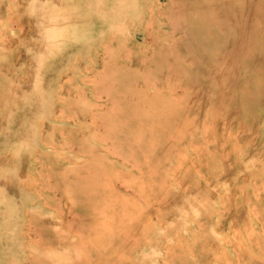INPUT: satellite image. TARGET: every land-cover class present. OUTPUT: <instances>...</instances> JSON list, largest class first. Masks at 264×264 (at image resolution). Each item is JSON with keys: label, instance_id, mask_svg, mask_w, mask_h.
Wrapping results in <instances>:
<instances>
[{"label": "rangeland", "instance_id": "rangeland-1", "mask_svg": "<svg viewBox=\"0 0 264 264\" xmlns=\"http://www.w3.org/2000/svg\"><path fill=\"white\" fill-rule=\"evenodd\" d=\"M0 4V264H221L222 258L238 259L239 251L244 253L239 264H264V0H0ZM153 50L159 54L151 64ZM142 58L147 59L148 70ZM155 79L165 90L159 99L150 85ZM107 89L124 114L133 117L128 122L124 116L116 119L134 131L141 125L146 128L134 151L136 158L121 160L101 151L103 145L96 138L104 134L99 116H109L112 106L105 101ZM153 137L158 140L154 149L148 142ZM90 148L105 170L123 173L120 176L130 181L133 175V189L108 183L104 169L95 168L92 158L81 154ZM133 160L144 165L143 174L131 167Z\"/></svg>", "mask_w": 264, "mask_h": 264}, {"label": "bare ground", "instance_id": "bare-ground-1", "mask_svg": "<svg viewBox=\"0 0 264 264\" xmlns=\"http://www.w3.org/2000/svg\"><path fill=\"white\" fill-rule=\"evenodd\" d=\"M167 1V0H166ZM191 1V0H190ZM202 1V0H201ZM253 1V0H252ZM22 2H23V0H22ZM195 2V1H194ZM198 2V1H197ZM157 3V2H156ZM166 4V3H165ZM168 4V3H167ZM201 4V3H200ZM207 4V3H206ZM205 4V5H206ZM1 5V4H0ZM17 5V4H16ZM21 5H23L22 3H21ZM20 5V6H21ZM154 5V4H153ZM160 5V4H159ZM199 5V4H198ZM164 6H166V5H164ZM194 6V5H193ZM192 6V7H193ZM258 6V5H257ZM155 7V6H154ZM191 7V8H192ZM204 7V6H203ZM152 8V7H151ZM194 8V7H193ZM20 9V8H19ZM194 9H196V7L194 8ZM204 9V8H203ZM214 9V8H213ZM189 10H190V8H189ZM199 9H197L196 11H198ZM250 10V9H249ZM22 11V10H21ZM20 11V12H21ZM185 11V10H184ZM202 11V10H201ZM208 11V10H207ZM221 11V10H220ZM226 11V10H225ZM175 12V11H174ZM16 13H18V12H16ZM95 13V12H94ZM207 13H209V12H206V13H204V15L206 14L207 15ZM124 14V13H123ZM169 14V13H168ZM167 14V15H168ZM220 14V13H219ZM125 15V14H124ZM153 15V14H152ZM213 15V14H212ZM222 15V14H221ZM220 15V16H221ZM157 16V15H156ZM161 16V15H160ZM180 16V15H179ZM236 16V15H235ZM252 16H253V14H252ZM15 18H16V14H15V16H14ZM127 17V16H126ZM140 17H141V14H140ZM207 18H208V16H206ZM211 17V16H210ZM255 17V16H254ZM23 18V17H22ZM190 18V17H189ZM189 18H188V20H189ZM206 18V19H207ZM227 18V17H226ZM225 18V19H226ZM248 18V17H247ZM26 19V18H25ZM31 19V18H30ZM148 19V18H147ZM172 19V18H171ZM190 19H192V18H190ZM194 19V18H193ZM192 19V20H193ZM222 19V18H221ZM220 19V20H221ZM224 19V20H225ZM237 19V18H236ZM15 20V19H14ZM18 20V19H17ZM29 20V19H28ZM27 20V21H28ZM32 20V19H31ZM31 20H29V21H31ZM194 20H196V17H195V19ZM214 20H215V18H214ZM223 20V19H222ZM227 20V19H226ZM247 20V19H246ZM10 21V20H9ZM148 21V20H147ZM154 21V20H153ZM211 21V20H210ZM250 21V20H249ZM21 22V21H20ZM150 22H151V20H150ZM161 22V21H160ZM187 22V21H186ZM190 22H192V21H190ZM189 22V24H191L192 25V23H190ZM204 22V21H203ZM215 22V21H214ZM220 22V21H219ZM223 22V21H222ZM152 23V22H151ZM165 23V22H164ZM18 24V23H17ZM17 24H16V26H17ZM20 24V23H19ZM188 24V23H187ZM189 24H188V26H189ZM204 24V23H203ZM215 24V23H214ZM218 24V23H217ZM246 24V23H245ZM249 24V23H248ZM247 25V24H246ZM113 26V25H112ZM145 26V25H144ZM157 26V25H156ZM173 26H174V23H173ZM181 26V25H180ZM187 26V25H186ZM198 26V25H197ZM219 26V25H218ZM224 26H225V24H224ZM230 26V25H229ZM13 27V26H12ZM32 27V26H31ZM137 27V26H136ZM150 27V26H149ZM182 27V26H181ZM216 27V26H215ZM227 27V26H226ZM231 27H232V25H231ZM17 28H19V27H17ZM193 28V27H192ZM218 28V27H217ZM229 28V27H228ZM233 28H235V27H233ZM244 28V27H243ZM248 28H250L249 27V25H248ZM21 29V28H20ZM35 29V28H34ZM189 29V28H188ZM194 29V28H193ZM202 29V28H201ZM252 29V28H251ZM250 29V30H251ZM150 30V29H149ZM170 30H172V29H170ZM245 30H247L246 29V27H245ZM31 31V30H30ZM132 31V30H131ZM186 31V30H185ZM188 31H190V30H188ZM218 31V30H217ZM221 31V30H220ZM23 32V31H22ZM25 32V31H24ZM150 32V31H149ZM163 32H165V31H163ZM178 32V31H177ZM181 32H183V30L181 31ZM180 32V33H181ZM197 32V31H196ZM195 32V33H196ZM205 32V31H204ZM248 32V31H247ZM262 32V31H261ZM2 33V32H1ZM146 33V32H145ZM144 33V34H145ZM188 33V32H187ZM216 33V32H215ZM249 33H250V31H249ZM109 34V33H108ZM124 34V33H123ZM122 34V36H124ZM147 34V33H146ZM166 34V33H165ZM170 33H168V35H169ZM189 34V33H188ZM194 34V33H193ZM198 34V33H197ZM197 34H195V35H197ZM112 35H114V34H112ZM126 35V34H125ZM139 35V34H138ZM156 35V34H155ZM167 35V34H166ZM171 35V34H170ZM176 35V34H175ZM179 35V34H178ZM245 35V34H244ZM6 36V35H5ZM27 36V35H26ZM118 36V35H117ZM184 36H186V35H184ZM199 36V35H198ZM254 36V35H253ZM264 36V35H263ZM0 37H1V35H0ZM8 37V36H7ZM127 37V36H126ZM168 37V36H167ZM187 37H189L188 35H187ZM195 37V36H194ZM201 37H203V36H201ZM128 38V37H127ZM164 38V37H163ZM179 38H181V37H179ZM196 38H197V36H196ZM196 38H195V40H196ZM7 39V38H6ZM155 39V38H154ZM171 39V38H170ZM190 39H192V38H190ZM189 39V40H190ZM251 39V38H250ZM20 40V39H19ZM114 40H115V38H114ZM119 40H121V39H119ZM180 40V39H179ZM182 40V39H181ZM180 40V41H181ZM184 40V39H183ZM203 40V39H202ZM22 41V40H21ZM111 41H113V40H111ZM127 41V40H126ZM137 41V40H136ZM173 41H174V39H173ZM192 41V40H191ZM247 41V40H246ZM250 41V40H249ZM27 42V41H26ZM122 42V41H121ZM196 42V41H195ZM195 42H193V43H195ZM199 42V41H198ZM13 43V42H12ZM23 43V42H22ZM30 43V42H29ZM186 43V42H185ZM238 43H239V41H238ZM251 43V42H250ZM115 44L117 45V43H116V41H115ZM156 44V43H155ZM158 44V43H157ZM168 44V43H167ZM197 44V43H196ZM14 45V44H13ZM16 45H17V42H16ZM150 45V44H149ZM164 45V44H163ZM176 45V44H175ZM235 45H236V43H235ZM133 46V45H132ZM141 46V45H140ZM165 46V45H164ZM163 46V47H164ZM194 47H195V45H193ZM238 46V45H237ZM242 46H243V43H242ZM245 46H247V45H245ZM249 46V45H248ZM258 46V45H257ZM260 46V45H259ZM5 47V46H4ZM8 47V46H7ZM122 47H124V46H122ZM131 47V46H130ZM156 47V46H155ZM158 47H161V45H159ZM162 47V48H163ZM171 47H172V45H171ZM235 47V46H234ZM3 48V47H2ZM9 48V47H8ZM15 48V47H14ZM133 48V47H132ZM145 48V47H144ZM152 48V47H151ZM207 48V47H206ZM107 49V48H106ZM126 50H127V48H125ZM139 49V48H138ZM237 49V48H236ZM102 50V49H101ZM123 50V49H122ZM135 50H137V49H135ZM143 50V49H142ZM146 50H147V48H146ZM155 50V49H154ZM151 51V64H152V62H153V60L155 59V57H156V55H158L157 54V52H155V51ZM174 50V49H173ZM207 50V49H206ZM211 50V49H210ZM213 50V49H212ZM211 50V51H212ZM4 51V50H3ZM20 51V50H19ZM104 51H106V50H103V52ZM166 51V50H165ZM239 51V50H238ZM93 52H95V51H93ZM122 52V51H121ZM143 52V51H142ZM159 52V51H158ZM167 52V51H166ZM171 52V51H170ZM176 52V51H175ZM243 52V51H242ZM111 53V52H110ZM136 53H137V51H136ZM214 53H215V51H214ZM231 53V52H230ZM114 54V53H113ZM116 54V53H115ZM131 54V53H130ZM145 54V53H144ZM149 54H150V52H149ZM173 54V53H172ZM233 54H234V52H233ZM99 55V54H98ZM112 55V54H111ZM191 55V54H190ZM197 55V54H196ZM243 55V54H242ZM173 56H174V54H173ZM173 56H171V58H173ZM177 56H178V54H177ZM182 56V55H181ZM208 56V55H207ZM223 56V55H222ZM235 56V55H234ZM23 57H24V55H23ZM27 57V56H26ZM132 57V56H131ZM130 57V58H131ZM135 57H137V56H135ZM175 57V56H174ZM189 58H190V56H188ZM187 57V58H188ZM198 57V56H197ZM209 57V56H208ZM119 58V57H118ZM121 58V57H120ZM129 58V59H130ZM134 58V57H133ZM171 58L170 59H168V60H171ZM186 58V59H187ZM87 59V58H86ZM91 58H89V60H90ZM98 59V58H97ZM128 59V60H129ZM217 59V58H216ZM104 60V59H103ZM112 60V59H111ZM119 60V59H118ZM131 60V59H130ZM134 60V59H133ZM179 60H181V59H179ZM116 61V60H115ZM127 61V60H126ZM126 61H125V63H126ZM134 61H136V60H134ZM140 61L141 62H144V64H143V66H145V64L148 62L147 61V59H145V58H142V59H140ZM173 61V60H172ZM183 61V60H182ZM196 61H197V59H196ZM26 62V61H25ZM73 62V61H72ZM79 62V61H78ZM191 62V61H190ZM218 62V61H217ZM225 62V61H224ZM111 63H113L112 61H111ZM131 63V62H130ZM150 63V62H149ZM148 63V64H149ZM79 64V63H78ZM114 64V63H113ZM129 64V63H128ZM147 64V65H148ZM169 64H170V62H169ZM188 64V63H187ZM192 64V63H191ZM215 64H216V62H215ZM208 65V64H207ZM210 65V64H209ZM223 65V64H222ZM228 65V64H227ZM102 66V65H101ZM105 66V65H104ZM115 64H114V66H113V68L115 69ZM142 66V65H141ZM2 67V66H1ZM123 67H125V66H123ZM146 67V66H145ZM149 67V66H148ZM148 67H146V69L148 68ZM169 67V66H168ZM183 67V66H182ZM222 67V66H221ZM158 69H159V67H157ZM164 68H165V66H164ZM69 69V68H68ZM86 69V68H85ZM93 69V68H92ZM91 69V70H92ZM100 69V68H99ZM106 69H108V68H106ZM126 69H128V68H126ZM125 69V70H126ZM158 69H155V70H157L158 71ZM166 69H167V66H166ZM192 69H193V67H192ZM210 69V68H209ZM88 70V69H87ZM122 70V69H121ZM130 70V69H129ZM148 70V69H147ZM149 70H150V68H149ZM161 70V69H160ZM108 71H110L109 69H108ZM107 71V72H108ZM135 71V70H134ZM133 71V72H134ZM151 71V70H150ZM156 71V73H158ZM124 72V71H123ZM140 72V71H139ZM164 72V71H163ZM97 73V72H96ZM102 73V72H101ZM136 73V72H135ZM135 73H133V74H135ZM138 73V72H137ZM173 73V72H172ZM1 74V73H0ZM9 74V73H8ZM88 74V73H87ZM113 74V73H112ZM124 74V73H123ZM123 74H122V77H124L123 76ZM141 74V73H140ZM144 74V73H143ZM164 74H166V73H164ZM117 75V74H116ZM150 75H152V74H150ZM192 75H194V73L192 74ZM23 76V75H22ZM88 76V75H87ZM149 76V75H148ZM162 76V75H161ZM165 76V75H164ZM169 76L170 75H168L167 74V77L169 78ZM94 77H95V75H94ZM105 77V76H104ZM138 77V76H137ZM145 77V76H144ZM172 77H175V76H172ZM182 77V76H181ZM24 78V77H23ZM89 78V77H88ZM176 78V77H175ZM194 78V77H193ZM204 78V77H203ZM76 79V78H75ZM80 79V78H79ZM96 79H98V78H96ZM136 78H134V80H135ZM146 79V78H145ZM150 79H151V77H150ZM153 79V78H152ZM167 79V78H166ZM171 79V78H170ZM65 80V79H64ZM69 80V79H68ZM89 80V79H88ZM87 80V81H88ZM147 80V79H146ZM193 80V79H192ZM21 81V80H20ZM62 81V80H61ZM75 81V80H74ZM131 81H133V80H131ZM137 81V80H136ZM208 81V80H207ZM89 82H90V80H89ZM143 82H144V80H143ZM148 82H150L149 80H148ZM168 82V81H167ZM72 83V82H71ZM84 83V82H83ZM136 83V82H135ZM146 83H147V81H146ZM166 83V82H165ZM169 83V82H168ZM185 83V82H184ZM59 84V83H58ZM145 84V83H144ZM150 84V83H149ZM149 84H148V86H149ZM161 84V83H160ZM179 84V83H178ZM181 84H182V82H181ZM202 84H204V83H202ZM92 85V84H91ZM104 85H107V84H104ZM134 85V84H133ZM151 86H153L154 88H155V90H156V95H155V97L156 98H162V96H161V93H164V89L163 88H159L158 87V85H159V83H158V81L156 82V79L154 80V82H153V80H152V83L150 84ZM183 85V84H182ZM77 86V85H76ZM100 86H102V85H100ZM108 86V85H107ZM179 86V85H178ZM152 87V88H153ZM161 87V86H160ZM171 87V86H170ZM195 87V86H194ZM103 88H104V86H102V89H101V87H100V89L102 90V92H103ZM137 88V87H136ZM135 88V89H136ZM180 88V87H179ZM74 89V88H73ZM110 89H111V87H110ZM162 89L164 90L163 92H162ZM180 89H182V88H180ZM195 89V88H194ZM78 90V89H77ZM79 90H80V88H79ZM82 90V89H81ZM101 90H99V91H95V92H101ZM143 90V89H142ZM168 90H170V88L168 87ZM183 90V89H182ZM138 91V90H137ZM173 91V90H172ZM19 92V91H18ZM83 92V91H82ZM94 92V93H95ZM136 92V91H135ZM144 92V91H143ZM145 92H147L146 90H145ZM167 93V92H166ZM184 92H182V94H183ZM78 94V93H77ZM103 94H105V101H109V103H111L112 104V106H111V108H110V110H109V108H108V110H109V112H110V115L109 116H104V117H102V115H101V117L99 116V118L100 119H102L101 120V123H102V127H103V130H104V132L101 130V128H99L104 134L103 135H101L100 137H96L97 138V140L103 145L102 147H101V151L102 152H104V154H106V155H109V156H112V157H114V158H117V159H121V160H125V159H127L128 157L129 158H136V156H138L137 154H136V156H134V151H136V147L138 146H141V139H142V137H144V134L146 135L147 133H146V128H145V126L144 127H142V125L141 126H139L138 128H137V130L136 131H134V129H132L130 126H128L127 125V127H125V124H124V122H123V119H122V121L121 120H119V119H116L118 116L119 117H123L124 116V118H125V121L126 122H128L129 120H131V119H133V117L132 116H129V115H126V114H124V111H123V108L122 107H119V104L117 103V101H118V99H117V101H116V98L111 94V92H110V90H105L104 91V93ZM186 94V93H185ZM5 95V94H4ZM3 95V96H4ZM58 95V94H57ZM81 95V94H80ZM84 95V94H83ZM94 95V94H93ZM98 95H99V93H98ZM135 95H136V93H135ZM138 95V94H137ZM172 95V94H171ZM194 96L196 95V94H193ZM202 95V94H201ZM9 96H10V94H9ZM8 96V97H9ZM67 96V95H66ZM152 96V95H151ZM8 97H7V99H8ZM103 97V98H104ZM141 97H143L142 95H141ZM148 97H150V96H148ZM168 97V96H167ZM172 97H173V95H172ZM186 97V96H185ZM68 98V97H67ZM138 98V97H137ZM175 98V97H174ZM173 98V99H174ZM64 99V98H63ZM71 99V98H70ZM139 99V98H138ZM148 99V98H147ZM165 99V98H164ZM179 99H181V98H179ZM186 99V98H185ZM66 100V99H65ZM140 100H142V99H140ZM157 100V99H156ZM72 101V100H71ZM150 102H151V99L149 100ZM148 101V102H149ZM157 101H159V100H157ZM187 101V100H186ZM53 102H55V101H53ZM77 102V101H76ZM97 102V101H96ZM155 102V101H154ZM161 102H162V100H161ZM169 102V101H168ZM65 103V102H64ZM105 103V102H104ZM103 103V104H104ZM145 103V102H144ZM171 103H172V101H171ZM177 103V102H176ZM147 104V103H146ZM161 105H162V103H160ZM167 103H165V105H166ZM69 105V104H68ZM91 105V104H90ZM95 105V102H94V104H93V106ZM105 105V104H104ZM153 105V104H152ZM64 106V105H63ZM62 106V107H63ZM66 106V105H65ZM96 106H99V103H98V105H96ZM156 106V105H155ZM158 106V105H157ZM168 106V105H167ZM62 107H58V108H62ZM74 107V106H73ZM88 107H90L89 105H88ZM140 107V106H139ZM142 107V106H141ZM154 107V106H153ZM177 107V106H176ZM183 107H184V105H183ZM53 108V107H52ZM69 108V107H68ZM91 108V107H90ZM93 108V107H92ZM102 108V107H101ZM131 108V107H130ZM134 108H135V106H134ZM143 108V107H142ZM141 108V109H142ZM149 108V107H148ZM157 108V107H156ZM160 108V107H159ZM64 108H62L61 110H63ZM74 109V108H73ZM73 109H72V111H73ZM104 109V108H103ZM158 109V108H157ZM156 109V110H157ZM166 109V108H165ZM178 109V108H177ZM185 109H186V107H185ZM213 108H211V110H212ZM65 110V109H64ZM68 110V109H67ZM138 110V109H137ZM142 110H144V109H142ZM71 111V112H72ZM138 111H140V110H138ZM148 111H149V109H148ZM152 111V110H151ZM151 111H149V112H151ZM216 111H217V109H216ZM215 110H214V112H216ZM129 112H130V110H129ZM134 112H135V110H134ZM133 112V113H134ZM141 112V111H140ZM144 112V111H143ZM162 112V111H161ZM166 112V111H165ZM178 112H179V110H178ZM66 113V112H65ZM102 113V112H101ZM104 113V112H103ZM136 113H137V111H136ZM135 113V114H136ZM152 113V112H151ZM164 113V112H163ZM162 113V114H163ZM146 114V113H145ZM160 114V113H159ZM168 114V113H167ZM174 114V113H173ZM183 114V113H182ZM208 114V113H207ZM6 115V114H5ZM4 115V116H5ZM66 115V114H65ZM70 115V114H69ZM94 115H100L99 113L98 114H95L94 113ZM93 115V116H94ZM105 115V114H104ZM157 116H158V118L160 117L159 115H158V113L156 114ZM60 116V115H59ZM91 116V115H90ZM141 116H143V115H141ZM148 116V115H147ZM209 116V115H208ZM163 117H165V115L163 116ZM176 118H177V116H175ZM61 118V117H60ZM86 118V117H85ZM88 118H89V116H88ZM95 118H96V116H95ZM152 118H153V115H152ZM155 118H157V117H155ZM192 118V117H191ZM207 118H209V117H207ZM54 119V118H53ZM183 119V118H182ZM78 120V119H77ZM162 120H164L163 118L161 119V121ZM169 120V119H168ZM173 120V119H172ZM181 120V119H180ZM156 121H158V120H156ZM95 122V121H94ZM180 122V121H179ZM203 123V122H202ZM202 123H201V125H202ZM91 124V123H90ZM99 124V123H98ZM166 124V123H165ZM175 124V123H174ZM92 125V124H91ZM100 125V124H99ZM150 125V124H149ZM204 125V124H203ZM60 126V125H59ZM151 126V125H150ZM45 127V126H44ZM93 127V126H92ZM99 127V126H98ZM155 126H153V128H154ZM201 127V126H200ZM207 127V126H206ZM50 128V127H49ZM149 128V127H148ZM62 129V128H61ZM64 129V128H63ZM95 129V128H94ZM207 129V128H206ZM79 130V129H78ZM82 130V129H81ZM44 132H45V130H43ZM59 131V130H58ZM57 131V132H58ZM66 131V130H65ZM84 131V130H83ZM149 131H150V128H149ZM157 131H158V129H157ZM166 131V130H165ZM41 132V131H40ZM63 132V131H62ZM76 132V131H75ZM131 132H133V135H132V133ZM160 132V131H159ZM158 132V133H159ZM175 132V131H174ZM178 132V131H177ZM202 132H204V131H202ZM39 133V132H38ZM61 133V132H60ZM59 133V134H60ZM81 133V132H80ZM91 133V132H90ZM94 132H92V134H93ZM151 133V132H150ZM166 133H167V131H166ZM40 134V133H39ZM64 134V133H63ZM92 134H89V135H91V138H92ZM97 134V133H96ZM95 134V135H96ZM154 134V133H153ZM162 134V133H161ZM65 135V134H64ZM66 135H68V134H66ZM78 135V134H77ZM80 135V134H79ZM149 135V134H148ZM54 136V135H53ZM62 136V135H61ZM150 136V135H149ZM42 137V136H41ZM72 137V136H71ZM78 137V136H77ZM76 137V138H77ZM173 137V136H172ZM86 138V137H85ZM95 138V139H96ZM152 138V137H151ZM73 139H74V137H73ZM84 139V138H83ZM162 139V138H161ZM164 139V138H163ZM173 139V138H172ZM195 139V138H194ZM43 140V139H42ZM56 140V139H55ZM76 140V139H75ZM93 140V139H92ZM96 140V141H97ZM145 140H148V139H145ZM167 140V139H166ZM158 140H156L154 137H153V139H150L148 142H151V144L153 145L151 148H153L155 145H157L158 144V142H157ZM210 141V140H209ZM42 142H45V141H42ZM49 142V141H48ZM74 142V141H73ZM77 141H75V143H76ZM98 142V143H99ZM147 142V143H148ZM168 142V141H167ZM46 143V142H45ZM70 143V142H69ZM79 143V142H78ZM96 143V142H95ZM109 143V144H108ZM144 143V142H143ZM190 143V142H189ZM188 143V144H189ZM168 144V143H167ZM171 144V143H170ZM191 144V143H190ZM33 145V144H32ZM46 145V144H45ZM48 145V144H47ZM60 145V144H59ZM77 145V144H76ZM80 146H81V144H79ZM150 145V144H149ZM49 146V145H48ZM75 146V145H74ZM94 146V145H93ZM163 146H165V144L163 145ZM171 146V145H170ZM61 147V146H60ZM72 147V146H71ZM71 147H69V148H71ZM138 147H137V149H138ZM149 147V148H150ZM188 147V146H187ZM190 147H193V144L190 146ZM194 147H195V145H194ZM193 147V148H194ZM78 148H80V147H78ZM96 148V147H95ZM165 148H167V147H165ZM53 149V148H52ZM67 149V148H66ZM77 149V148H76ZM81 149H82V147H81ZM84 149V148H83ZM97 149H98V147H97ZM154 149V148H153ZM74 150V149H73ZM149 149H147V147H145L144 148V151H148ZM167 150V149H166ZM180 150V149H179ZM178 150V151H179ZM5 151V150H4ZM78 151V153H79V151H80V149H78L77 150ZM152 150H150V152H151ZM2 152V151H1ZM0 152V153H1ZM7 152H9V151H7ZM6 152V153H7ZM36 152H39V151H36ZM102 152H101V154H102ZM138 152V151H137ZM161 152V154H162V152H163V150L162 151H160ZM42 153V152H41ZM76 153V152H75ZM167 153H169V152H167ZM166 153V154H167ZM61 154V153H60ZM81 154H85V155H89V157H91L92 158V161H91V164H93V166L96 168V166L100 169V168H102V169H104L103 168V164L100 162L101 161V158H100V160H95L94 158H97V157H95L96 156V154H95V151H94V149L93 148H90V150H81ZM139 154V153H138ZM147 153H144V154H141V155H146ZM158 154V153H157ZM166 154H164V155H166ZM177 154V153H176ZM181 154H183V152H181ZM180 154V155H181ZM197 154V153H196ZM195 154V155H196ZM8 155V154H7ZM35 155H37V154H35ZM180 155L178 156V158H181L182 157V155H181V157H180ZM39 156H40V153H39ZM46 156H47V154H46ZM45 156V157H46ZM59 156V155H58ZM64 156V155H63ZM62 156V157H63ZM9 157V156H8ZM12 157V156H11ZM10 157V158H11ZM45 157H44V159H45ZM86 157V156H85ZM111 157V158H112ZM184 157H185V155H184ZM198 157V156H197ZM35 158V157H34ZM40 158V157H39ZM58 158V157H57ZM87 158V157H86ZM165 159H166V157H164ZM145 159V158H144ZM185 159V158H184ZM2 160H3V158H2ZM33 160V159H32ZM139 160V159H138ZM143 160V159H142ZM178 160V159H177ZM176 160V161H177ZM102 161H103V159H102ZM109 161V160H108ZM113 161V160H112ZM115 161V160H114ZM163 161V160H162ZM37 162H39L38 160H37ZM104 162H106V161H104ZM164 162V161H163ZM48 163V162H47ZM70 163V162H69ZM139 163H141V162H137V161H134L133 160V163H132V165H131V167H135V168H137V170H138V172H139V174H143V169H142V167L144 166H141L142 164H139ZM157 163V162H156ZM167 163V162H166ZM57 164V163H56ZM77 164V163H76ZM82 164V163H81ZM131 164V163H130ZM129 164V165H130ZM146 164V163H145ZM149 164H150V162H149ZM176 164V163H175ZM44 165V164H43ZM58 165V164H57ZM106 165H108V164H106ZM174 165V164H173ZM178 165V164H177ZM181 165V164H180ZM39 166V165H38ZM83 166V165H82ZM110 166V165H109ZM155 166V165H154ZM153 166V167H154ZM180 167V166H179ZM41 168V167H40ZM63 168V167H62ZM61 168V169H62ZM65 168V167H64ZM85 168V167H84ZM83 168V169H84ZM107 168V167H106ZM175 168V167H174ZM49 169V168H48ZM47 169V170H48ZM149 169H151L152 170V168H149ZM149 169H148V171H149ZM154 169V168H153ZM169 169V168H168ZM196 169V168H195ZM46 170V171H47ZM64 170H66V168L64 169ZM81 170V169H80ZM98 169H96V171H97ZM134 170V169H133ZM132 170V171H133ZM173 170V169H172ZM197 170H198V168H197ZM38 171H40V170H37V172ZM49 171H50V169H49ZM62 171V170H61ZM75 171V170H74ZM100 171V170H99ZM176 171H178V169H176ZM16 172V171H15ZM24 172H25V170H24ZM59 172V171H58ZM67 172V171H66ZM173 173H174V171H172ZM20 173V172H19ZM45 173V172H44ZM43 173V174H44ZM47 173L48 172H46V174L45 175H47ZM57 173V172H56ZM71 173V172H70ZM73 173V172H72ZM83 173V172H82ZM91 173V172H90ZM122 173V172H121ZM149 173H151V171L150 172H148V175H149ZM152 173H153V175L155 174V172H153L152 171ZM173 173H172V175H173ZM179 173V172H178ZM23 174V173H22ZM38 174V173H37ZM41 174V173H40ZM61 174V173H60ZM65 174V173H64ZM67 174H68V172H67ZM109 174H112V171L110 170V171H107V170H105L104 169V172H103V177H109L108 178V183L110 182L111 183V185L112 184H114V183H116V184H119L120 186H122V188H124V189H127V190H129V189H133L132 187H133V185L132 184H134V183H132V178H134V176L132 175V177H131V181L129 180V179H125V178H122L120 175H123V173L122 174H112V175H110V176H108ZM139 174H138V176H139ZM183 174V173H182ZM181 174V175H182ZM201 174V173H200ZM14 175V174H13ZM39 175V174H38ZM73 175V174H72ZM94 175H95V173L93 172V177H94ZM124 175H126V174H124ZM17 176H18V174H17ZM135 176H137V175H135ZM201 176H202V174H201ZM2 177V176H1ZM50 177H53V176H50ZM55 177H58V176H55ZM66 178H67V176H65ZM76 177V176H75ZM127 177V176H126ZM136 178V177H135ZM179 178V177H178ZM28 179H31V178H28ZM72 179L73 178H71V181H72ZM101 179H102V177H101ZM149 179V178H148ZM151 179V178H150ZM174 179V178H173ZM180 179H181V177H180ZM13 180H14V178H13ZM18 180V179H17ZM21 180V179H20ZM19 180V181H20ZM27 180V179H26ZM26 180H24V184H25V181ZM35 180V179H34ZM60 180V179H59ZM62 180H63V178H62ZM86 180H88V179H86ZM104 180V179H103ZM139 180V179H138ZM162 180V179H161ZM178 180V179H177ZM4 181V180H3ZM31 181V180H30ZM43 181V180H42ZM50 181V180H49ZM101 181V180H100ZM182 181V180H181ZM5 182V181H4ZM26 182H28V181H26ZM34 182V181H33ZM48 182V181H47ZM52 182V181H51ZM56 182V181H55ZM62 182H64V181H61V183ZM99 182V181H98ZM147 182V181H146ZM164 182V181H163ZM163 182H162V184H163ZM176 182V181H175ZM107 183V182H106ZM142 183H144V182H142ZM179 183V182H178ZM23 184V183H22ZM27 185L28 184H30V182L29 183H26ZM52 184V183H51ZM104 184V183H103ZM26 185V186H27ZM32 185V184H31ZM34 185V184H33ZM38 185V184H37ZM48 185V184H47ZM60 185V184H59ZM65 185V184H64ZM73 185V184H72ZM143 185V184H142ZM144 185H145V183H144ZM157 185H160V182H159V184L157 183ZM165 185V184H164ZM18 186V185H17ZM29 186V185H28ZM66 186H68V185H65V188H66ZM96 186V185H95ZM98 186H100V184L98 185ZM148 186V185H147ZM22 187V186H21ZM20 187V188H21ZM24 187V186H23ZM32 187V186H31ZM37 187V186H36ZM44 187L45 186H43V188L42 189H44ZM71 187V186H70ZM77 187V186H76ZM102 186H100V188H101ZM106 187V186H105ZM105 187H103V188H105ZM109 187V186H108ZM139 187H140V185H139ZM142 187V186H141ZM150 187V186H149ZM160 187V186H159ZM47 188V187H46ZM53 188H54V186H53ZM73 188V187H72ZM85 188V187H84ZM83 188V189H84ZM147 188V187H146ZM167 188V187H166ZM28 189V188H27ZM61 189V188H60ZM66 189H68V187L66 188ZM114 189V188H113ZM23 190V189H22ZM34 190V189H33ZM82 190V189H81ZM115 190V189H114ZM114 190H113V192H114ZM140 190V189H139ZM163 190V189H162ZM170 190H172V189H170ZM24 191V190H23ZM26 191H28V190H26ZM52 191V190H51ZM75 191V190H74ZM77 191V190H76ZM117 191V190H116ZM115 191V192H116ZM141 191V190H140ZM165 191V190H164ZM163 191V192H164ZM169 191V190H168ZM258 191V190H257ZM257 191H256V193H257ZM25 192V191H24ZM59 192H61L60 190H59ZM68 192V191H67ZM73 192V191H72ZM101 192H103V191H101ZM122 192V191H121ZM153 192V191H152ZM55 193V192H54ZM90 193V192H89ZM119 193V192H118ZM140 193V192H139ZM149 193H150V191H149ZM38 194V193H37ZM70 194V193H69ZM88 194V193H87ZM86 194V195H87ZM96 194H98V193H95V195ZM138 194V193H137ZM152 194V193H151ZM52 195V194H51ZM63 195V194H62ZM135 195V194H134ZM59 196V195H58ZM75 196V195H74ZM100 195H98V197H99ZM107 196L108 197H110V193L109 192H107ZM121 196V195H120ZM138 196H139V194H138ZM138 196H137V198H138ZM158 196V195H157ZM87 197V196H86ZM102 197H103V195H102ZM125 197V196H124ZM124 197H123V200H124ZM140 197V196H139ZM160 197V196H159ZM167 197V196H166ZM165 197V198H166ZM75 198V197H74ZM100 198V197H99ZM135 198H136V196H135ZM136 198V199H137ZM62 199V198H61ZM82 199H86V198H83V197H79V200H82ZM106 199V198H105ZM131 199V198H130ZM134 199V198H133ZM142 198H140L139 200H141ZM94 200V199H93ZM114 200H118V201H120V200H122V198H119V197H115L114 198ZM61 201H63V200H61ZM97 201V200H96ZM99 201V200H98ZM100 201H102V200H100ZM137 201H138V199H137ZM144 201V200H143ZM249 201V200H248ZM128 202V201H127ZM158 202V201H157ZM236 202V201H235ZM125 203V202H124ZM131 203V202H130ZM130 203H127V204H130ZM135 203H136V201H135ZM143 203V202H142ZM155 203V202H154ZM225 204H226V201L224 202ZM251 203V202H250ZM55 204V203H54ZM119 204L120 203H118V206H119ZM139 204V203H138ZM146 204V203H145ZM157 204V203H156ZM253 204V203H252ZM44 205H47L46 203L44 204ZM95 205V204H94ZM97 206H98V204H96ZM95 205V206H96ZM140 205V204H139ZM148 205V204H147ZM222 205V204H221ZM65 206V205H64ZM129 206H131V205H129ZM135 206V205H134ZM149 206V205H148ZM157 206V205H156ZM196 206V205H195ZM238 206V205H237ZM254 206V205H253ZM126 207V206H125ZM151 207V206H150ZM49 208V207H48ZM71 208V207H70ZM121 208V207H120ZM137 208V207H136ZM155 208V207H154ZM163 208V207H162ZM231 208V207H230ZM234 208V207H233ZM245 208V207H244ZM60 209V208H59ZM77 209V208H76ZM138 209V208H137ZM136 209V210H137ZM147 209V208H146ZM242 209V208H241ZM251 209V208H250ZM249 209V210H250ZM8 210V209H7ZM28 210V209H27ZM64 210V209H63ZM68 210H69V208H68ZM67 210V212H69ZM142 210V209H141ZM210 210V209H209ZM32 211V210H31ZM54 211V210H53ZM56 211V210H55ZM62 211V210H61ZM135 211V210H134ZM138 211H139V209H138ZM144 211V210H143ZM142 211V212H143ZM161 211V210H160ZM245 211V210H244ZM256 211V210H255ZM264 211V210H263ZM66 212V213H67ZM150 212H152V211H150ZM219 212V211H218ZM241 212V211H240ZM76 213V212H75ZM74 213V214H75ZM204 213V212H203ZM231 213V212H230ZM156 214H160L159 212H157ZM206 214V213H205ZM232 214V213H231ZM252 214V213H251ZM1 215V214H0ZM30 215V214H29ZM117 215V214H116ZM121 216L123 215V214H120ZM129 215V214H128ZM138 215V214H137ZM136 215V216H137ZM141 215V214H140ZM147 215V214H146ZM207 215V214H206ZM208 215H209V213H208ZM237 215H239L238 213H237ZM253 215V214H252ZM59 218H60V216L59 215H57ZM68 216V215H67ZM71 216V215H70ZM94 216V215H93ZM139 216V215H138ZM201 216V215H200ZM203 216H204V214H203ZM219 216H220V214H219ZM242 216V215H241ZM245 216V215H244ZM115 217H118V216H115ZM134 216H131V218H133ZM147 217V216H146ZM223 217V216H222ZM231 217V216H230ZM240 217V216H239ZM255 217V216H254ZM1 218V217H0ZM65 218V217H64ZM75 218V217H74ZM77 218V217H76ZM134 218H136V217H134ZM133 218V219H134ZM149 218V217H148ZM156 218V217H155ZM207 218V217H206ZM238 218V217H237ZM258 218V217H257ZM27 219H28V217H27ZM127 219V218H126ZM158 220H159V218H157ZM205 219V218H204ZM231 219V218H230ZM233 219V218H232ZM260 219V218H259ZM264 219V218H263ZM136 220V219H135ZM146 220V219H145ZM258 220V219H257ZM28 221V220H27ZM55 221V220H54ZM59 221V220H58ZM79 221V220H78ZM107 221V220H106ZM129 222H130V219L128 220ZM127 221V222H128ZM149 221V220H148ZM157 221V220H156ZM232 221V220H231ZM261 221V220H260ZM33 222V221H32ZM40 222V221H39ZM51 222V221H50ZM60 222V221H59ZM102 222V221H101ZM159 222V221H158ZM208 222V221H207ZM219 222V221H218ZM30 223V222H29ZM41 223V222H40ZM47 223H49L48 221H47ZM61 223H63V222H61ZM194 223V222H193ZM204 223V222H203ZM2 224V223H1ZM30 224H32V223H30ZM64 224H66V223H64ZM77 224V223H76ZM80 224V223H79ZM78 224V225H79ZM82 224V223H81ZM101 224V223H100ZM108 223H106V225H107ZM159 224V223H158ZM200 224H202V223H200ZM222 224V223H221ZM229 224H230V222H229ZM232 224V223H231ZM261 224V223H260ZM33 225V224H32ZM39 225V224H38ZM42 225V224H41ZM44 225V224H43ZM144 225H145V223H144ZM233 225V224H232ZM238 225V224H237ZM248 225V224H247ZM45 226V225H44ZM51 226V225H50ZM203 226V225H202ZM202 226H201V228H202ZM222 226V225H221ZM236 226V225H235ZM234 226V227H235ZM261 226H262V224H261ZM49 227V226H48ZM107 226H105L104 228L105 229H108V228H106ZM143 227V226H142ZM147 227H149L148 225H147ZM190 227V226H189ZM217 227V226H216ZM247 227H249V226H247ZM255 227V226H254ZM254 227H252V231H253V229H254ZM3 228V227H2ZM6 228V227H5ZM24 228V227H23ZM38 228H40V226L38 227ZM37 228V229H38ZM74 228V227H73ZM110 228V227H109ZM145 228H146V226H145ZM144 228V229H145ZM199 228V227H198ZM204 228V227H203ZM202 228V229H203ZM263 228V227H262ZM262 228H260V229H262ZM1 229V228H0ZM44 229V228H43ZM77 229V228H76ZM75 229V230H76ZM92 229V228H91ZM104 229V230H105ZM114 229V228H113ZM139 229H140V227H139ZM148 229V228H147ZM205 229V228H204ZM28 230V229H27ZM45 230V229H44ZM50 230H51V228H50ZM110 230V229H109ZM151 230V229H150ZM215 230V229H214ZM3 231V230H2ZM1 231V232H2ZM24 231V230H23ZM38 231V230H37ZM69 231V230H68ZM111 231V230H110ZM145 231V230H144ZM264 231V230H263ZM14 232V231H13ZM25 232H27L26 230H25ZM30 232V231H29ZM42 232V231H41ZM40 232V233H41ZM48 232V231H47ZM51 232V231H50ZM77 231H75V233H76ZM116 232V231H115ZM134 232V231H133ZM138 232V231H137ZM148 232H151V231H148ZM255 232V231H254ZM21 233V232H20ZM31 233V232H30ZM39 233V234H40ZM71 233H73V232H71ZM74 233V234H75ZM79 233V232H78ZM110 233V232H109ZM117 233V232H116ZM119 233V232H118ZM122 233V235H123V232H121ZM253 233V232H252ZM16 234V233H15ZM18 234H19V232H18ZM32 234V233H31ZM45 234H46V232H45ZM137 234V233H136ZM145 234H147L146 232H145ZM254 234V233H253ZM253 234H251L252 236H253ZM27 235V234H26ZM54 235V234H53ZM126 235H127V233H126ZM197 235V234H196ZM40 236V235H39ZM43 236V235H42ZM41 236V237H42ZM50 236L52 237V234H50ZM49 236V237H50ZM101 236H102V234H101ZM107 236V235H106ZM140 236V235H139ZM138 236V237H139ZM145 235H143V237H144ZM195 236V235H194ZM204 236V235H203ZM88 237V236H87ZM86 237V240L88 239ZM110 237V236H109ZM135 237H136V235H135ZM145 237H147V236H145ZM149 237V236H148ZM165 237H167V236H165ZM251 237V236H250ZM107 238V237H106ZM111 238V237H110ZM140 238H141V236H140ZM238 238V237H237ZM240 238V237H239ZM253 238H255V237H253ZM30 239H31V237H30ZM34 239V238H33ZM40 239V238H39ZM65 239V238H64ZM79 239V238H78ZM129 239V238H128ZM133 240V239H132ZM148 240V239H147ZM195 240V239H194ZM224 240L225 241H227L225 238H224ZM88 241V240H87ZM121 241V240H120ZM135 241V240H134ZM158 241V240H157ZM258 241V240H257ZM51 242V241H50ZM49 242V243H50ZM80 242V241H79ZM82 242V241H81ZM130 242V241H129ZM178 242V241H177ZM106 243H108L107 241H106ZM175 243V242H174ZM34 244V243H33ZM75 244V243H74ZM84 244V243H83ZM111 244V243H110ZM41 245V244H40ZM90 245V244H89ZM109 245V244H108ZM150 245V244H149ZM160 245V244H159ZM163 245H164V243H163ZM175 245H177V244H175ZM240 245V244H239ZM250 245V244H249ZM255 244H253L252 246H254ZM25 246V245H24ZM42 246V245H41ZM40 246V247H41ZM133 246H134V244H133ZM136 246V245H135ZM191 246V245H190ZM258 246V245H257ZM44 247V246H43ZM170 247H172V245L170 246ZM173 247H175V246H173ZM178 247V246H177ZM236 247V246H235ZM251 247V246H250ZM76 248V247H75ZM106 248L108 249V247L106 246ZM119 248V250H120V247H118ZM117 248V249H118ZM158 248V247H157ZM167 248V247H166ZM233 248V247H232ZM241 248V247H240ZM55 249V248H54ZM116 249V248H115ZM116 249V250H117ZM122 249V248H121ZM124 249V248H123ZM122 249V250H123ZM179 249V248H178ZM49 250V249H48ZM53 250V249H52ZM97 250V249H96ZM115 250V251H116ZM127 250V249H126ZM46 251V250H45ZM82 251V250H81ZM85 251V250H84ZM114 251V250H113ZM121 251V250H120ZM124 251H125V249H124ZM193 251V250H192ZM235 251V250H234ZM260 251V250H259ZM134 252V251H133ZM172 252V251H171ZM199 252V251H198ZM44 253V252H43ZM49 253V252H48ZM86 253H87V251H86ZM85 253V254H86ZM124 253V252H123ZM162 253V252H161ZM169 253V252H168ZM197 253V252H196ZM235 253V252H234ZM46 254V253H45ZM44 254V255H45ZM50 255H51V253H49ZM53 254H54V251H53ZM83 254V253H82ZM88 254V253H87ZM166 254V253H165ZM199 254V253H198ZM238 254V253H237ZM28 255V254H27ZM34 255V254H33ZM32 255V256H33ZM41 255V254H40ZM56 255H58V253H56ZM89 255V254H88ZM112 255V254H111ZM111 255H109V256H111ZM125 255H126V253H125ZM140 255V254H139ZM162 255V254H161ZM164 255V254H163ZM172 255V254H171ZM201 255V254H200ZM208 254H206V256H207ZM243 255H244V253H241L240 251H239V254H238V259L236 258V259H234V260H229V261H227V262H225V259L224 258H222L221 260H220V262H221V264H239L240 263V260H239V258H242L243 257ZM257 255V254H256ZM255 255V256H256ZM29 256V255H28ZM35 256V255H34ZM99 256V255H98ZM97 256V257H98ZM154 256H156V255H154ZM173 256H175V255H173ZM186 256V255H185ZM254 255H249L248 257H249V259L251 260V259H253V258H255V257H253ZM11 257V256H10ZM55 257V256H54ZM79 257H80V255H79ZM106 257V256H105ZM112 257V256H111ZM110 257V258H111ZM121 257V256H120ZM215 257V256H214ZM257 257V256H256ZM264 257V256H263ZM37 258H38V256H37ZM40 258V257H39ZM81 258V257H80ZM109 258V257H108ZM115 258H117V257H115ZM154 258V257H153ZM173 258H175V257H173ZM172 258V259H173ZM177 258V257H176ZM179 258V257H178ZM185 258V257H184ZM183 258V259H184ZM208 258V257H207ZM247 258V257H246ZM261 258V257H260ZM13 259V258H12ZM86 259V258H85ZM89 259V258H88ZM91 259V258H90ZM118 259V258H117ZM129 259V258H128ZM159 259V258H158ZM248 259V258H247ZM256 259V258H255ZM29 260H31L30 258H29ZM54 260V259H53ZM74 260V259H73ZM106 260H107V258H106ZM119 260H121V259H119ZM178 260V259H177ZM176 260V261H177ZM185 260V259H184ZM186 260H188V259H186ZM242 260V259H241ZM262 260V259H261ZM8 261H10V260H8ZM7 261V262H8ZM36 261V260H35ZM38 261V260H37ZM83 261V260H82ZM89 261V260H88ZM105 261V260H104ZM129 261H131V260H129ZM180 261V260H179ZM18 262V261H17ZM31 262V261H30ZM57 262V261H56ZM56 262H53V263H56ZM71 262H73V261H71ZM75 262V261H74ZM98 262V261H97ZM138 262V261H137ZM141 262V261H140ZM174 262V260H172V263ZM187 262H189V261H187ZM187 262H182L181 261V264L182 263H186L187 264ZM256 262V261H255ZM261 262V261H260ZM25 263V262H24ZM29 263V262H28ZM28 263H26V264H28ZM39 263V262H38ZM79 263H80V260H79ZM93 263V262H92ZM164 263V262H163ZM258 263V262H257ZM257 263H253V264H257ZM33 264V263H32ZM56 264H58V263H56ZM93 264H95V263H93ZM110 264V263H109ZM119 264V263H118ZM141 264V263H140ZM171 264V263H170ZM175 264V263H174ZM189 264H192V263H189ZM219 264V263H218ZM242 264H243V262H242ZM245 264V263H244ZM251 264V263H250ZM260 264V263H259ZM261 264H262V262H261Z\"/></svg>", "mask_w": 264, "mask_h": 264}]
</instances>
